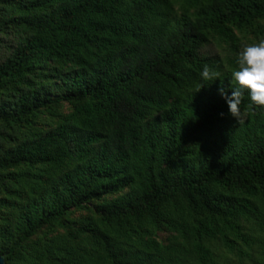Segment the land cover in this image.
<instances>
[{"label": "trees", "instance_id": "trees-1", "mask_svg": "<svg viewBox=\"0 0 264 264\" xmlns=\"http://www.w3.org/2000/svg\"><path fill=\"white\" fill-rule=\"evenodd\" d=\"M262 38L264 0H0L4 264H264V108L219 92Z\"/></svg>", "mask_w": 264, "mask_h": 264}, {"label": "clouds", "instance_id": "clouds-1", "mask_svg": "<svg viewBox=\"0 0 264 264\" xmlns=\"http://www.w3.org/2000/svg\"><path fill=\"white\" fill-rule=\"evenodd\" d=\"M235 63L237 68L232 72V79L239 87L234 88L230 96L223 88H220L219 92L227 102L230 115L242 124L245 122L248 110H251L253 106L264 108V38L256 43L245 45ZM200 75L203 81H214L220 77V73L208 65L203 66ZM204 86L205 84H201L196 92ZM245 91L250 96V104L246 110L242 111L241 104Z\"/></svg>", "mask_w": 264, "mask_h": 264}, {"label": "rangeland", "instance_id": "rangeland-1", "mask_svg": "<svg viewBox=\"0 0 264 264\" xmlns=\"http://www.w3.org/2000/svg\"><path fill=\"white\" fill-rule=\"evenodd\" d=\"M244 41H246V40H244ZM246 42H247V41H246ZM247 44H250V43L248 42ZM62 110H63L64 112H67V111L69 110L68 105L64 104ZM78 212H80V211H78ZM78 212H77V214H78Z\"/></svg>", "mask_w": 264, "mask_h": 264}, {"label": "water", "instance_id": "water-1", "mask_svg": "<svg viewBox=\"0 0 264 264\" xmlns=\"http://www.w3.org/2000/svg\"><path fill=\"white\" fill-rule=\"evenodd\" d=\"M4 258L0 255V264H4Z\"/></svg>", "mask_w": 264, "mask_h": 264}]
</instances>
